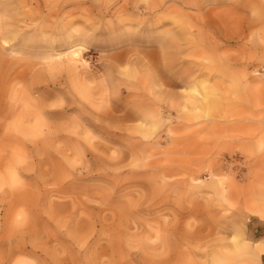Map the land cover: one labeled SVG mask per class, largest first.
I'll return each instance as SVG.
<instances>
[{
	"label": "rangeland",
	"instance_id": "374dc122",
	"mask_svg": "<svg viewBox=\"0 0 264 264\" xmlns=\"http://www.w3.org/2000/svg\"><path fill=\"white\" fill-rule=\"evenodd\" d=\"M16 151L0 264H259L264 0H0Z\"/></svg>",
	"mask_w": 264,
	"mask_h": 264
},
{
	"label": "clouds",
	"instance_id": "9594fccd",
	"mask_svg": "<svg viewBox=\"0 0 264 264\" xmlns=\"http://www.w3.org/2000/svg\"><path fill=\"white\" fill-rule=\"evenodd\" d=\"M31 157L24 151L9 155L7 162L0 166V193L14 192L26 186V174L32 166Z\"/></svg>",
	"mask_w": 264,
	"mask_h": 264
},
{
	"label": "crops",
	"instance_id": "0c3cea01",
	"mask_svg": "<svg viewBox=\"0 0 264 264\" xmlns=\"http://www.w3.org/2000/svg\"><path fill=\"white\" fill-rule=\"evenodd\" d=\"M245 209L252 215L260 220H264V189L259 190H247L246 196L243 197ZM264 223V221L262 222ZM241 241L244 242V252L246 258L257 257L259 264H264V234L252 245L241 237ZM232 250V249H231Z\"/></svg>",
	"mask_w": 264,
	"mask_h": 264
}]
</instances>
